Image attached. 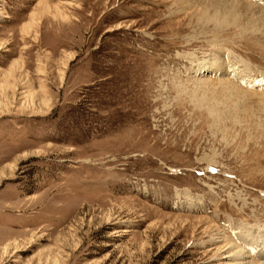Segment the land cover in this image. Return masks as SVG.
<instances>
[{
    "label": "rangeland",
    "instance_id": "374dc122",
    "mask_svg": "<svg viewBox=\"0 0 264 264\" xmlns=\"http://www.w3.org/2000/svg\"><path fill=\"white\" fill-rule=\"evenodd\" d=\"M263 19L0 0V264H264Z\"/></svg>",
    "mask_w": 264,
    "mask_h": 264
},
{
    "label": "bare ground",
    "instance_id": "6f19581e",
    "mask_svg": "<svg viewBox=\"0 0 264 264\" xmlns=\"http://www.w3.org/2000/svg\"><path fill=\"white\" fill-rule=\"evenodd\" d=\"M238 3V2H237ZM243 3V2H242ZM215 6H217L216 4H214ZM215 9H219V10H222V7H220V6H218V7H216ZM215 19H218V17H214ZM220 18V17H219ZM264 20V19H263ZM217 21V20H216ZM9 169V170H8ZM7 169V171L6 172H4L3 173V176L6 174V173H9L8 171H10V170H12L13 169V167L11 166V167H9ZM7 254V253H6ZM258 262V261H257ZM261 264V263H260Z\"/></svg>",
    "mask_w": 264,
    "mask_h": 264
}]
</instances>
